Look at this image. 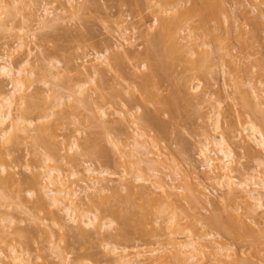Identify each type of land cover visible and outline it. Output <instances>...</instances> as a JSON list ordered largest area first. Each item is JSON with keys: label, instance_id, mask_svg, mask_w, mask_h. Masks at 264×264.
Wrapping results in <instances>:
<instances>
[{"label": "clouds", "instance_id": "1", "mask_svg": "<svg viewBox=\"0 0 264 264\" xmlns=\"http://www.w3.org/2000/svg\"><path fill=\"white\" fill-rule=\"evenodd\" d=\"M0 11V31L16 23L22 32L17 50L35 44L69 65L81 57L100 69L112 98L71 174L79 187L73 184L70 205L80 198L82 215L91 218L84 227L95 231L70 230L72 247L57 256L60 264H206L205 256L213 257L208 264H264V207L249 194L255 179L264 198V84L251 83L258 71L264 79V0H0ZM235 37L252 45L232 48L241 70L250 69L249 82L234 81L229 97L244 93L241 128L228 123L227 101H216L211 119L204 117L217 82L229 74L222 54ZM197 140L207 142L200 155ZM173 153L204 181L190 185ZM221 171L232 179H221ZM257 211L260 227L252 232L243 221ZM67 224L76 220L69 215ZM77 242L99 255L80 259ZM149 242L156 246L140 247ZM21 243L0 234V264H55L29 257ZM133 245L132 257L108 258ZM257 245L259 261L251 259Z\"/></svg>", "mask_w": 264, "mask_h": 264}, {"label": "rangeland", "instance_id": "2", "mask_svg": "<svg viewBox=\"0 0 264 264\" xmlns=\"http://www.w3.org/2000/svg\"><path fill=\"white\" fill-rule=\"evenodd\" d=\"M0 14H3L2 11H0ZM6 27L11 28L12 31H0V66L5 65L6 62H8L7 64L11 63L14 70H17L19 67H22L21 64H23L25 60L29 61L24 67V69L27 68L25 73L28 78L26 84L29 87L27 93L31 96L30 101H34L35 103L38 102V105L44 108H41L43 110V115L41 114L42 110L38 111V114L40 113L42 117H45V115L49 116L48 119L41 122V124L48 123L51 127L50 129H53L51 139L50 137L47 139L52 140V137L55 138V148L59 152L55 160L56 162H52L51 165H55L57 169H60L64 171L66 175L71 176L72 172L78 168V165L76 166L72 157L79 159L77 152L82 150V142L85 138L89 137L94 131H96L97 122L102 119L100 112L112 103L109 89L103 84L100 69H94L90 63L86 64L81 57H77V60L79 61L78 63L73 62L69 65L65 64L59 55L39 49V46L35 44L29 46L25 43L22 46L23 48L17 50L18 45L22 42V32L16 23H10ZM239 40H243V42H240ZM254 43L258 46L260 42L256 41ZM243 44H245V46ZM250 46L252 45L249 40L240 37L230 38L229 43L225 45V51L222 55L225 58L226 66L229 67V74L227 76L222 75L217 82L219 86L218 90H214L212 93V95L216 97V100L211 104L204 105V108L206 109L204 117L206 119H211L216 101H219L220 103L227 101V109L231 117L228 123H234L237 128H241L247 123V116L241 106L242 101L240 99L244 93L240 92L233 99H229V97L232 96L233 91H235L233 82L243 79L248 83L249 80L247 77L250 74V69L247 71L241 70L238 57L236 56V53L232 52V48H236L237 52H241V50L247 51ZM234 61L236 62L234 63ZM260 77L261 73L258 71L251 82L253 89L259 88L261 84H264V79H261ZM226 85L228 88L227 92L225 91ZM14 89L15 86H13L12 81L6 77L2 78L0 75V94L7 95L13 92ZM82 91H84V96L88 98V106L80 105L78 102V100H80L79 98H83L81 94ZM244 91L247 92L248 96H251V89H246ZM37 97H40V99ZM256 102L255 99L251 101L253 105ZM20 103L21 107L24 106L21 101H19V103L17 101L19 107ZM18 106H16L17 110H15V116H19L20 114ZM35 113L32 115L33 117H28V119L33 118L37 123L36 120L39 115H37V112ZM224 113V108L217 109L216 115L219 118L221 129H223L226 121ZM30 134L31 136L36 135V132L33 131V127H30ZM0 140L2 141H0V145H2L0 146V153L2 154L3 152L2 157L4 156L3 158H5L2 164H5L3 165L6 169V171L3 172V176L15 177L14 180L17 181V183L7 190L9 192L7 194L8 196L12 193L9 197L10 199L4 201L0 198L1 230L7 232L8 236L6 237V240H8L9 243L12 239H15L20 243L23 237V244L21 243V247L27 252L29 257L35 258V255H40L42 262L52 259L55 261V264H60L57 256L64 253L67 248L72 247V243L69 239L70 230L78 229L79 227L77 228L76 224H67L66 226L68 218L65 217L64 214L62 215V213L59 215V219L62 223V227L64 226V229H60L61 225H53L50 220L45 221L46 223L44 224V222L41 221L43 218L46 219L45 213H37L32 209L31 202L35 198V195H28L31 190L30 179L33 174L42 171L40 166H43L46 158H49V149L44 145L45 148L42 147L43 149H40L41 146H37V149H40L37 150L39 151L38 154L43 160V163L40 164L41 161L38 160L39 156H36L37 151L36 149L34 150L31 139H18L16 142L14 140V142L8 144H4V139L0 138ZM201 143H204L205 146L207 145L206 141L197 140L194 144L197 155H200ZM72 146L75 147L73 148ZM209 151H211V149H209ZM172 158L176 160L177 165L180 166L181 172L184 174V177L190 185L197 184L198 181H204V177L196 172L186 160L176 157L175 153H173ZM37 160L40 161V163H38ZM70 161L75 165H72ZM84 163H87V161H84ZM255 181L258 184V181ZM44 182H42L44 185L43 187L45 188L44 190L42 189L43 195L45 196L48 193L51 195L49 190L52 188ZM252 185H254V182H251L249 192L253 188ZM165 190L167 191V189ZM19 191H21L20 196L18 195ZM17 195L19 196V199H17ZM20 199H22L21 202ZM48 200L47 204L50 205L51 201L50 199ZM79 200L80 198L77 197L78 204L80 205ZM228 206L234 207L235 204L233 202ZM79 210V212H82L81 205ZM79 214L80 213H77L75 216L77 215V217H79ZM259 215L260 212L257 211L254 215H249L247 219H244L245 223H247L254 231H257L260 227L255 219V217ZM39 218H41V221ZM2 219H6V222H1ZM82 219V222H85L82 223V227H84L86 222L88 223V220L91 218L83 216ZM10 220L14 221V226L12 225V228H3V225L11 226L9 223ZM252 225H256V227L253 228ZM48 229H50V231H48ZM86 229L87 228H84L85 231ZM14 231H16V233L20 231L21 234H16ZM31 231L32 233H30ZM87 231H94V229H87ZM50 232H52V234ZM53 233L54 236H52ZM22 234L25 235L23 236ZM46 235L47 237H53V239L47 238ZM208 235L211 237L212 233H209ZM61 238H64V245H60L59 243ZM26 239L27 242L25 241ZM178 239L182 241L183 237H178ZM218 243L220 245L222 256L227 257L229 253L226 251V245L220 241H218ZM155 246V243L151 242L140 245L141 248H154ZM201 246L208 248L207 244H202ZM134 248L135 245H133L128 251L132 255L135 254L132 250ZM81 249L83 250L81 251ZM76 250L80 259H92L94 257H91L90 255H99L98 251L91 245L85 247L84 244L79 242H77ZM208 250L211 251V248ZM68 255L71 256V253ZM108 258L115 261L111 256ZM203 258L205 259L206 264H208L213 257L205 256ZM251 259L256 261L261 259L258 245L256 246V250L252 252Z\"/></svg>", "mask_w": 264, "mask_h": 264}, {"label": "bare ground", "instance_id": "3", "mask_svg": "<svg viewBox=\"0 0 264 264\" xmlns=\"http://www.w3.org/2000/svg\"><path fill=\"white\" fill-rule=\"evenodd\" d=\"M240 42H243V40ZM20 43L22 44V42H20ZM20 45H18V46H20ZM243 45L245 46V44H243ZM20 48H23V47L21 46V47H19V49ZM28 62H29L28 60H25L23 62V64H21L22 67H19V69H17V70H14L11 63L7 64L8 62H6L5 65L0 66L1 77L2 78L6 77L7 79L11 80L13 83V86H15V89L13 92H11L7 95L0 94V134H1L0 138L4 139V144L14 142V140L16 142V140H18V139H21V140L31 139L33 142L34 150L36 149V151H37L39 149V148L37 149V146H41L40 149L42 147L43 148L46 147L47 149H49L48 150V152H49L48 157L49 158L45 157L46 160L44 163H43L42 158H40V155L38 154L39 151H37L36 156H39L38 160H40L41 163H40V161H38V160L37 161H38V163H40V164L43 163L44 165L40 166L42 171H39L38 173L33 174L31 179H30L31 190L29 192L35 193V198L31 202V207L37 213H43V214L45 213V217H46V219L43 218L42 221H41V218H39V220L41 222H44V224L46 223L45 221L50 220L53 225L59 226L62 224L60 222L59 215L61 213H63L65 215V217L68 218V216L71 215L73 220H76L77 228L79 227L78 229L81 230L82 235L86 234L88 232L94 233L95 230L94 231H87V229H86V231H85L84 230L85 227H82V223H85V222H82V220H83L82 217L84 215H82V212H79L80 211L79 210L80 205L78 204L77 197H76L75 205L74 206L70 205V201L75 196V191L73 190V184H77V186L79 187L77 181L72 178V175L68 176L64 173V171L57 169L55 165L54 166L51 165L52 162H56L55 160H56L59 152L55 148L56 147L55 138L52 137V140H50L51 136L53 135V129H50L51 127L48 123L41 124V122L47 120L49 116L45 115V117L44 116L42 117V115H43L42 109H44V108H42L40 105H38V102L35 103L34 101L33 102L30 101L31 96L28 95V93H27L28 89H29V87L26 84V82H28V78L25 75L27 68L24 69V67L28 64ZM81 94H82L83 98H79L80 100H78V102L80 103V105H84V106L87 105L88 106V98L84 96L85 95L84 91H82ZM16 96H19V97H16ZM37 98L40 99V97H37ZM17 101H18V103H19V101H21L22 105H24V106L21 107V103H20L19 104L21 107L20 108L17 105ZM16 106L19 107V113H20L19 116H15L16 115L15 110H17ZM41 110H42V112H41L42 115L40 113L38 114V111H41ZM35 112H37V115H39V117L41 116L40 118L38 117V119L36 120L37 123L35 122V120L33 118H32L33 120L28 119V117H33L32 115H34ZM29 115H31V116H29ZM106 115H107V113H106ZM30 127H33V131L36 132L35 136H31ZM48 137H50V139H47ZM257 139H259V136H257ZM0 146H2V145H0ZM77 146H79V145H77ZM205 147H207V145ZM34 153H35V151H34ZM2 155H3V152H2V154L0 153V168H3V172H5L6 171L5 166H4L5 164L4 163H3L4 165L2 164V162L5 158H3L4 156L2 157ZM72 158H73L74 163L77 166V163L75 161H77L79 159H76L74 157H72ZM70 162L72 163V161H70ZM74 163H72V165ZM219 176L221 179H225V178L232 179V177H230V176L226 177V174L222 171L219 173ZM14 178L12 176H6L2 180H0V187H1L0 188V198H1V200L3 199L5 201L7 199H10L9 197L12 193L8 196L7 194L9 192L7 190L11 186H13L15 183H17V181L14 180ZM70 179H73V180H70ZM44 181L52 188L51 190L48 189L50 191L51 195L49 193L45 196L43 195L42 191L45 188L43 187L44 185L42 182H44ZM251 182H254V185L257 184L254 179H252ZM2 189H3V191H2ZM4 189H6V190H4ZM252 189H251L252 191L250 190L249 194L257 200V203L260 207H264V198H262L257 193V191L254 187ZM48 190H46V191H48ZM46 191H45V193H46ZM165 192H167V191L165 190ZM20 194H21V191H19L18 195L20 196ZM18 195H17V199H19ZM161 195H164V193H161ZM48 199H50V201H51L50 205L47 204V201H49ZM21 200L22 199H20V202H21ZM53 204H56L57 207L54 208ZM65 209H67V211H65ZM77 213H80L79 217H77V215L75 216V214H77ZM254 214L255 213H253L251 215H254ZM5 220L2 219L1 222H6ZM89 220H88V222H89ZM9 223L11 226L3 225V228H12L14 221L10 220ZM243 223L245 225H247L248 229H250L252 232H256L247 223H245V220L243 221ZM39 224H40V222H39ZM86 224H87V222H86ZM62 228L64 229V226L62 227V225H61L60 229H62ZM25 231H27V230H25ZM48 231H50V229H48ZM14 232L16 233V231H14ZM30 233H32V231ZM50 233L52 234V232H50ZM0 234H4L5 239L8 236L7 232L1 230V227H0ZM16 234H21V233L19 231ZM44 234H46V233H44ZM22 235L24 236L25 234H22ZM22 235H21V237H22ZM52 236H54V233ZM28 237H29V235H28ZM46 237H47V235H46ZM47 238L53 239V237H47ZM27 239L25 240L26 242H27ZM173 239L180 241L178 239V237H173ZM22 241H23V237H22ZM200 247L204 248L203 246H200ZM90 256L95 258L97 255L92 254ZM132 256H133L132 254L127 252V253H120L119 255H113L111 257L114 260H118V259L130 258ZM139 258L145 259L147 257H144L141 254V256ZM199 258L200 257H198V259Z\"/></svg>", "mask_w": 264, "mask_h": 264}]
</instances>
